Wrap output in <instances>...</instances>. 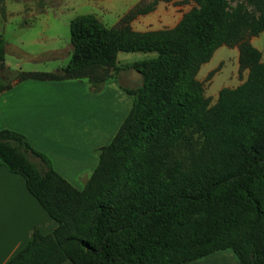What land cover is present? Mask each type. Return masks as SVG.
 I'll use <instances>...</instances> for the list:
<instances>
[{
	"label": "trees",
	"instance_id": "1",
	"mask_svg": "<svg viewBox=\"0 0 264 264\" xmlns=\"http://www.w3.org/2000/svg\"><path fill=\"white\" fill-rule=\"evenodd\" d=\"M156 1L169 0L134 7L118 26L75 15L67 63L17 73L15 81L85 79L95 88L121 68L118 52L153 53L127 64L141 83L125 90L128 112L81 189L21 134L0 130V165L56 223L33 228L4 264H186L221 249L239 264H264V61L249 42L264 29V0H192L171 28L127 24ZM221 45L237 48L246 77L209 104L196 73ZM3 51L0 38V66Z\"/></svg>",
	"mask_w": 264,
	"mask_h": 264
},
{
	"label": "crops",
	"instance_id": "2",
	"mask_svg": "<svg viewBox=\"0 0 264 264\" xmlns=\"http://www.w3.org/2000/svg\"><path fill=\"white\" fill-rule=\"evenodd\" d=\"M137 74L127 64L121 65L99 86L96 94L97 88L85 79L14 80L0 91V130L21 134L33 150L48 158L52 169L65 180L83 178L85 170L90 171L83 164L96 165L99 148L113 137L123 120L130 104L125 90L136 88L130 82L137 79ZM90 99L100 102L91 103ZM107 125H110L108 129ZM55 225L27 191L23 178L0 165V264L26 242L33 228L47 233ZM61 264L72 263L64 260ZM186 264L239 262L230 249H221Z\"/></svg>",
	"mask_w": 264,
	"mask_h": 264
},
{
	"label": "rangeland",
	"instance_id": "3",
	"mask_svg": "<svg viewBox=\"0 0 264 264\" xmlns=\"http://www.w3.org/2000/svg\"><path fill=\"white\" fill-rule=\"evenodd\" d=\"M227 1L234 5L236 0ZM151 2L152 0H0V38L4 42L0 85L14 81L20 71L53 72L64 66L71 52L68 24L75 15L92 13L105 26H118L123 23L121 20L129 10L136 6L143 8ZM194 5L192 0L156 1L150 11L136 14L127 20V24L137 31L171 28L182 14ZM249 42L260 52V59L264 61V29L250 36ZM152 55L153 53L149 52L120 51L116 54V61L121 66ZM245 77L246 70L238 71L237 48L225 45L217 47L196 73L209 104L215 101L221 87H234ZM140 83L141 77L137 74V79L131 80L130 85L138 87ZM95 88L96 94L100 89L99 86ZM128 96L131 103V97ZM96 101L99 100H89L91 103ZM99 102L97 104H100ZM129 107L130 104L123 118ZM110 125H107V129ZM110 139L104 145L109 143ZM94 165L83 164L90 168V171ZM90 171L85 170L83 178L67 181L81 189Z\"/></svg>",
	"mask_w": 264,
	"mask_h": 264
}]
</instances>
